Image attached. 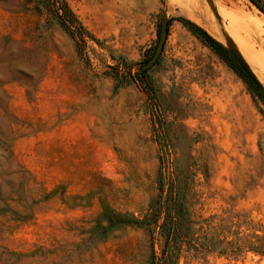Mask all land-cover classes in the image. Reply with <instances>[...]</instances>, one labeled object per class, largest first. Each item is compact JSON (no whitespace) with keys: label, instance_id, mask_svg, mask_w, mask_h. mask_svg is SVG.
Returning a JSON list of instances; mask_svg holds the SVG:
<instances>
[{"label":"rangeland","instance_id":"obj_1","mask_svg":"<svg viewBox=\"0 0 264 264\" xmlns=\"http://www.w3.org/2000/svg\"><path fill=\"white\" fill-rule=\"evenodd\" d=\"M50 1L0 0V264H149V231L108 228L104 213L145 219L161 170L189 187L196 222L264 218V99L176 20L264 88V14L250 0H65L72 15ZM164 18L165 49L142 72ZM180 264L264 258L193 251Z\"/></svg>","mask_w":264,"mask_h":264},{"label":"trees","instance_id":"obj_2","mask_svg":"<svg viewBox=\"0 0 264 264\" xmlns=\"http://www.w3.org/2000/svg\"><path fill=\"white\" fill-rule=\"evenodd\" d=\"M250 1L264 14L263 0ZM61 6L66 14L72 15L65 0H61ZM42 7L51 9L52 2L43 0V3L37 7L38 11ZM176 20L210 48L256 95L264 99V94L247 77L221 42L186 18ZM158 184L159 195L151 204L150 213L145 219L124 216L114 210H105L104 213L108 228L130 225L149 231L152 239L149 264H180L182 256L186 252L193 251L217 253L221 256L251 253L264 258V218L254 217L248 212L225 210L221 214L202 218L200 222H196L192 214V205L188 200L191 194L189 187H180L173 178L167 183L162 170ZM155 233L161 239L159 253L155 248Z\"/></svg>","mask_w":264,"mask_h":264},{"label":"water","instance_id":"obj_3","mask_svg":"<svg viewBox=\"0 0 264 264\" xmlns=\"http://www.w3.org/2000/svg\"><path fill=\"white\" fill-rule=\"evenodd\" d=\"M168 29H169V21L167 18L163 19L161 32H160V38L159 42L156 48V51L153 55V57L142 67L141 71H146L149 68L153 67L160 57L162 56V53L165 49L167 37H168ZM224 45V44H223ZM225 46V45H224ZM230 54L233 56L237 64L241 67V69L244 71V73L247 75V77L260 89V91L264 94V88L259 82V80L256 78V76L252 73L251 69L248 67V65L245 63V61L233 50L225 46Z\"/></svg>","mask_w":264,"mask_h":264},{"label":"bare ground","instance_id":"obj_4","mask_svg":"<svg viewBox=\"0 0 264 264\" xmlns=\"http://www.w3.org/2000/svg\"><path fill=\"white\" fill-rule=\"evenodd\" d=\"M191 3H192V1H191ZM192 9V8H191Z\"/></svg>","mask_w":264,"mask_h":264}]
</instances>
